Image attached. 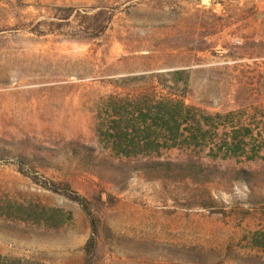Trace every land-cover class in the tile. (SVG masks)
<instances>
[{
  "label": "rangeland",
  "instance_id": "1",
  "mask_svg": "<svg viewBox=\"0 0 264 264\" xmlns=\"http://www.w3.org/2000/svg\"><path fill=\"white\" fill-rule=\"evenodd\" d=\"M110 96L197 144L118 156ZM0 256L264 264V0H0Z\"/></svg>",
  "mask_w": 264,
  "mask_h": 264
},
{
  "label": "trees",
  "instance_id": "2",
  "mask_svg": "<svg viewBox=\"0 0 264 264\" xmlns=\"http://www.w3.org/2000/svg\"><path fill=\"white\" fill-rule=\"evenodd\" d=\"M172 74L176 77L174 83L178 80L185 81L181 78V71ZM169 103L170 100L156 101L152 98L145 105L126 104L124 99L110 96L105 104L109 122L108 125L98 129L99 135L112 144V149L118 156L125 158L157 157L161 150L176 147L178 141L186 142L187 145H196L191 130L200 132L199 123L193 120V124H190L192 129L190 127L181 129L187 120L181 113L172 112ZM176 104L181 110L191 109L182 101ZM185 131L188 132L187 136H184ZM228 154L229 151L226 152V155ZM1 260L4 259L0 256Z\"/></svg>",
  "mask_w": 264,
  "mask_h": 264
}]
</instances>
